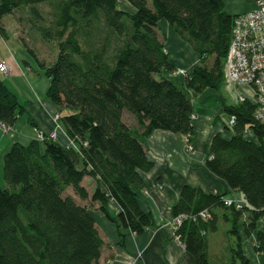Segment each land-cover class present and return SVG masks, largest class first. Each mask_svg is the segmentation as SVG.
Here are the masks:
<instances>
[{
    "label": "trees",
    "instance_id": "trees-1",
    "mask_svg": "<svg viewBox=\"0 0 264 264\" xmlns=\"http://www.w3.org/2000/svg\"><path fill=\"white\" fill-rule=\"evenodd\" d=\"M44 4L55 8L49 21L39 8ZM23 8L36 20L41 38L57 42L56 59L40 66L49 79L47 97L66 112L61 120L76 147L46 138L44 145L38 140L14 143L4 154L0 264H98L104 240L88 205L68 189L83 201L100 202L117 226L121 244L128 233L141 234L153 225L137 198L144 188L141 171L152 168L144 138L160 129L185 135L192 144L194 111L188 90L197 96L224 85L235 17L226 12L224 0H0V34L6 35L4 17ZM162 19L201 56L185 87L163 75L176 67L157 30ZM208 58H213L211 65ZM224 111L236 117L232 127L226 126L232 136L219 132L213 137L206 166L241 192L247 205L226 207L224 196L182 188L174 216L204 210L212 216L208 221L186 218L177 231L197 264H210L207 235L218 229L216 209L231 214L233 233L243 214H249L247 235L264 217V124L254 119L251 102L226 104ZM125 112L136 118L138 128L127 124ZM24 113L16 94L0 81V122L11 127ZM248 129L258 143L245 137ZM86 176L97 182L92 195L82 184ZM112 199L121 208L117 216L107 209ZM257 241L263 251V232L257 233ZM232 254L246 260L240 248Z\"/></svg>",
    "mask_w": 264,
    "mask_h": 264
},
{
    "label": "crops",
    "instance_id": "crops-1",
    "mask_svg": "<svg viewBox=\"0 0 264 264\" xmlns=\"http://www.w3.org/2000/svg\"><path fill=\"white\" fill-rule=\"evenodd\" d=\"M224 3L226 12L234 17L252 10L255 6L252 0H224ZM121 5L132 10L125 1H122ZM3 24L6 35L0 34V58L9 65L10 74L0 73V81L16 94L24 106L25 113L21 114L11 127L7 128L0 122V178L4 154L14 143L28 145L32 140H38L44 145L46 138L55 132L57 135L55 140L60 145L76 147L61 120V116L66 112H60L47 97L48 77L42 67L30 58L33 55L44 64L46 57L41 52H25L20 46L15 48L19 52H5L1 46L6 45L9 50L8 44L11 39L5 17ZM13 28L15 37L20 38L21 35L17 34L15 27ZM157 30L176 70L183 68L191 74L200 64L201 56L167 20H160ZM18 45H23L22 40ZM52 56L54 58V52ZM163 75L179 86L185 87L186 76L166 71ZM226 88L230 92H227ZM188 92L192 95L194 111L193 149H188L185 135L171 131L154 130L144 138L146 155L152 162V168L150 171H141L144 188L137 192V198L142 211L152 217V226L141 234L128 233L124 244H121L118 228L102 211L100 202L83 201L71 188L68 189V194L79 203L88 205L104 240L98 264H110V262L112 264H197L194 256L172 236L173 208L179 200L182 188L188 185L192 188H201L206 193L214 192L228 199L244 198L241 192L233 190L224 179L213 174L206 166V160L210 156L212 139L217 133H222L226 138L232 136V132L226 129L227 123L223 118L227 114L224 106L237 105L242 95L248 102L253 103L254 90L247 85L234 86L225 82L220 90L206 89L197 96H194L190 90ZM126 115L137 123L136 118L127 112L124 113L125 120ZM247 138L258 143L254 134L248 135ZM82 184L90 195L97 187L96 180L90 176H86ZM107 209L113 216H117L121 210L113 199L108 201ZM215 212L218 217V229L207 235L210 264H264V250L257 249V233H264V217L257 222L256 230L251 235H247L244 224L249 214L242 215L238 222L237 233H233L230 231L231 214H225L226 211L221 208L216 209ZM236 248L241 249L246 260L242 257H233L232 249Z\"/></svg>",
    "mask_w": 264,
    "mask_h": 264
},
{
    "label": "built area",
    "instance_id": "built-area-1",
    "mask_svg": "<svg viewBox=\"0 0 264 264\" xmlns=\"http://www.w3.org/2000/svg\"><path fill=\"white\" fill-rule=\"evenodd\" d=\"M254 8L248 12L235 16L234 27L228 55L225 62V82L234 86L247 85L255 92L254 119L264 124V0H252ZM0 72L10 74V67L7 62L0 58ZM175 74L188 75L187 70L180 68ZM239 100H246L240 96ZM239 102V101H238ZM236 117L231 116L229 126L235 124ZM254 134L251 129L246 130L245 137ZM56 138L55 132L49 138ZM188 143V140H187ZM188 149L192 150V144L188 143ZM226 205L235 206L237 209L247 205L245 199H225ZM208 210L201 211L199 215L188 216L180 214L172 219L173 238L182 246L180 237L177 235L183 220L192 218L208 221L211 219ZM110 264H112L110 262Z\"/></svg>",
    "mask_w": 264,
    "mask_h": 264
},
{
    "label": "rangeland",
    "instance_id": "rangeland-1",
    "mask_svg": "<svg viewBox=\"0 0 264 264\" xmlns=\"http://www.w3.org/2000/svg\"><path fill=\"white\" fill-rule=\"evenodd\" d=\"M39 8H40L41 12L45 15L46 20L49 21L51 18V14H53V12L55 11V8L54 7L51 8L46 4L40 6ZM5 19H6V26L9 29V33H10V37H11V39L9 40V44H8L9 50H7L8 47L6 45L4 47L1 46L2 48H4L5 52L6 51L19 52L15 48H16V46H20L21 48H24L25 52H31L30 50H28V48L31 49L33 52H41V54L46 57L44 60L45 65L52 63L53 60L56 59L58 52H59L57 42L47 41V40H43L41 38V36H40L39 32L37 31V28L35 26L36 20L31 18L30 14H29V10L27 8L19 9L13 15H11V14L7 15L5 17ZM13 27L16 28L17 34L21 35L20 38L15 37ZM21 40H22L23 45H18L19 42H21ZM184 40L193 48L192 43L188 39L184 38ZM53 52H54V58L52 56ZM30 58L34 63H36L38 66H40L41 61H39L36 57H34L32 55ZM212 61H213V58H208L206 63L208 65H211ZM178 69H180V68H178ZM177 70L175 71V73L177 72ZM43 72L45 73L44 69H43ZM0 73L5 75L2 72H0ZM226 91L230 92L228 89ZM238 101H239L238 104L248 102L247 100H244L243 102H241L240 100H238ZM231 116L232 115H229L228 113L223 116L224 121L227 123V125H229ZM125 117H126L128 124L131 127L138 128V124L135 122V120H133L132 118H129L128 115H126ZM49 139L54 140V138H51V137ZM1 169H2L1 170L2 177L0 178V184L2 187H5L6 184L4 181L3 166ZM11 190L16 191L15 187H11ZM224 199H228V198H224ZM224 205L226 207H231L230 205H226L225 203H224Z\"/></svg>",
    "mask_w": 264,
    "mask_h": 264
}]
</instances>
